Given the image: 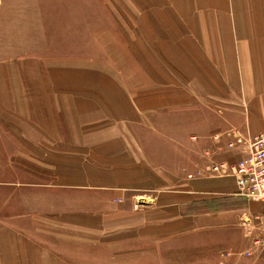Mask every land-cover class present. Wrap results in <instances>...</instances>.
<instances>
[{"label":"crops","instance_id":"crops-1","mask_svg":"<svg viewBox=\"0 0 264 264\" xmlns=\"http://www.w3.org/2000/svg\"><path fill=\"white\" fill-rule=\"evenodd\" d=\"M160 1L177 29L163 44H115L127 63L114 73L76 68L75 44H0V264H264V251L240 254L251 248L241 219L264 203L233 177L203 176L204 150L243 154L216 144L235 128L213 130L201 105L238 75L248 93L261 64L242 46L171 40L201 23L234 34L245 5ZM249 112L236 130L264 135V99Z\"/></svg>","mask_w":264,"mask_h":264},{"label":"rangeland","instance_id":"rangeland-1","mask_svg":"<svg viewBox=\"0 0 264 264\" xmlns=\"http://www.w3.org/2000/svg\"><path fill=\"white\" fill-rule=\"evenodd\" d=\"M241 2L245 8L240 9L239 4L240 8L235 10L234 34L229 28L228 33L223 31L221 23L218 31L215 28L203 31L201 23L194 28L198 32L185 28L186 31L176 36L166 33L171 40L178 41L180 36L181 44H234L236 56L242 46L245 47L243 57L249 64L256 61L261 64L260 67L251 65L246 84L248 93L238 75L234 92L228 91L226 82H220L223 86L218 96L202 97L204 115L212 113L209 120L215 123L213 130L226 123L229 128L248 131L245 122V130L238 127L243 123H237L264 99V0ZM165 10L168 12L160 0H0V44H75L76 62H82L76 68L85 64V70L91 74H98L102 69L114 73L121 71V67L126 68L127 63L126 54L122 55L121 62L120 49L115 44L130 48L133 44H163L168 40L163 37L174 19L163 16ZM173 28L177 29L175 25ZM84 83L76 80V87ZM207 165L206 162L203 171ZM206 173L203 176L214 177Z\"/></svg>","mask_w":264,"mask_h":264},{"label":"built area","instance_id":"built-area-1","mask_svg":"<svg viewBox=\"0 0 264 264\" xmlns=\"http://www.w3.org/2000/svg\"><path fill=\"white\" fill-rule=\"evenodd\" d=\"M212 139L219 144L224 141L230 151H238L243 155L230 162L214 161V150L206 149L203 155L208 159L205 170L214 177H233L237 194L252 202L264 203V135L244 136L236 129H229L214 134ZM245 238L250 240L251 248L241 252L246 257H252L257 252L264 251V210L241 219Z\"/></svg>","mask_w":264,"mask_h":264}]
</instances>
